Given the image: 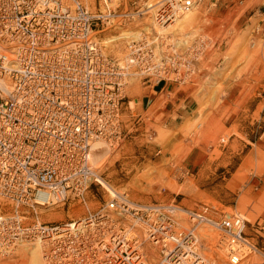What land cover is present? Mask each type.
<instances>
[{
	"label": "built area",
	"instance_id": "2783aa9c",
	"mask_svg": "<svg viewBox=\"0 0 264 264\" xmlns=\"http://www.w3.org/2000/svg\"><path fill=\"white\" fill-rule=\"evenodd\" d=\"M244 2L95 0L91 10L81 0H0V197L11 204L0 215V248L42 240L43 264H239L251 254L264 257L257 240H264V226L250 224L248 232L249 221L235 210L209 216L176 202L133 201L114 189L96 209L87 206V192L102 185L94 144L112 149L124 138L129 80L184 85L217 44L204 31L180 34L168 26L188 8ZM150 12L167 29L142 26ZM136 26L124 60L109 55L116 31ZM44 201H77L86 213L43 223L37 211L49 207ZM205 230L214 234L211 243Z\"/></svg>",
	"mask_w": 264,
	"mask_h": 264
},
{
	"label": "rangeland",
	"instance_id": "374dc122",
	"mask_svg": "<svg viewBox=\"0 0 264 264\" xmlns=\"http://www.w3.org/2000/svg\"><path fill=\"white\" fill-rule=\"evenodd\" d=\"M81 1L94 10L95 0ZM257 9L263 14L253 15ZM190 11L195 12L193 21L176 26L175 20L168 30H201L217 44L207 51L190 82L173 83L176 92L185 93L186 100L175 108L182 113H174L171 122L161 118L166 95L147 107L143 96L153 82L131 78L122 110L124 138L119 146L106 149L100 161H93L102 185L87 192V206L96 209L114 189L133 201L176 202L209 216L235 210L249 221L251 232L250 224L264 225V0ZM151 15H143L141 22L155 32L160 25ZM130 29L136 31L137 26ZM127 41L115 39L108 54L124 60ZM47 208L37 211L40 222L59 224L86 213L77 201ZM10 210V201L0 197V215ZM257 240L264 245L260 237ZM10 255L0 257V264H43L42 247L33 244L17 245ZM239 264H264V257L251 254Z\"/></svg>",
	"mask_w": 264,
	"mask_h": 264
},
{
	"label": "crops",
	"instance_id": "0c3cea01",
	"mask_svg": "<svg viewBox=\"0 0 264 264\" xmlns=\"http://www.w3.org/2000/svg\"><path fill=\"white\" fill-rule=\"evenodd\" d=\"M162 95H166V108L161 109L158 114L167 122H171L173 120L172 116L174 113L176 117L182 113L180 108H175L181 103L182 100H186L185 93L176 92L173 83L164 86L163 82H159L153 84L151 89L143 96V101L147 107H150L156 102H161L160 97ZM258 224L262 225L260 222Z\"/></svg>",
	"mask_w": 264,
	"mask_h": 264
},
{
	"label": "bare ground",
	"instance_id": "6f19581e",
	"mask_svg": "<svg viewBox=\"0 0 264 264\" xmlns=\"http://www.w3.org/2000/svg\"><path fill=\"white\" fill-rule=\"evenodd\" d=\"M159 2H160L159 3V6H157V7H161L163 5V2L162 1H159ZM190 10H192V9L188 8V9H185L182 12H180L182 16H181V18L179 20H177V19L180 17V15H179V17L176 18V23H175L176 26H181L186 21H193L194 20L195 12L190 11ZM168 27H170V26H168ZM163 28L164 29H167V26H164ZM163 28L158 29V31H161ZM134 35H137V33L135 31L123 29V30H121V32L119 34L115 35L112 38V40L121 39V38L122 39L123 38H128V37H131V36H134ZM98 144H101L105 149L101 145H98ZM94 146H95L94 147V152L92 153L91 158H92V160L94 162H97V161H100V159L102 158V156H104L106 154V151L105 150L106 149L109 150V149L101 141L96 142L94 144ZM37 200L39 202H41L42 199H40V197H38ZM46 203H47L46 201L42 202V204H45L44 206L51 205V203H48V204H46ZM204 236H206L207 239H208V241L210 240V243H211V240H212V237H214V234L213 233L212 234L211 233H205ZM42 242H43L42 240L35 239L32 242H27V243H22V244H33V245H36L37 247H42ZM13 250H14V248L13 249H9V250H5L4 248H0V257H9V256H11L10 253ZM42 263H43V261H42Z\"/></svg>",
	"mask_w": 264,
	"mask_h": 264
}]
</instances>
